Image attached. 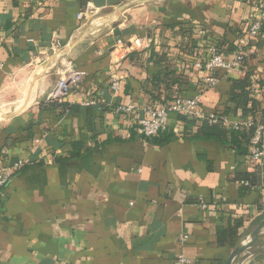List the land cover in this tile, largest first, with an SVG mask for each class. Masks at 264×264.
<instances>
[{"label": "crops", "instance_id": "crops-1", "mask_svg": "<svg viewBox=\"0 0 264 264\" xmlns=\"http://www.w3.org/2000/svg\"><path fill=\"white\" fill-rule=\"evenodd\" d=\"M259 1L0 0V165L34 163L0 190V264H225L264 221V159L201 138L177 115L165 144L135 130L142 109L175 97L200 96L202 113H222L232 81L246 75L256 117L264 112V28L241 67H195L211 46L233 60ZM132 37L148 46L113 48ZM69 66L86 74L82 83L48 102ZM255 171L261 184L243 190L237 176ZM236 226L235 240L218 244L217 232ZM235 264H264V232Z\"/></svg>", "mask_w": 264, "mask_h": 264}, {"label": "built area", "instance_id": "built-area-1", "mask_svg": "<svg viewBox=\"0 0 264 264\" xmlns=\"http://www.w3.org/2000/svg\"><path fill=\"white\" fill-rule=\"evenodd\" d=\"M88 12L94 11L88 7ZM264 28V1H259L255 7V16L249 22L246 31L239 37L237 42L234 58L231 62L226 63L219 50L216 47H209L207 49V57L203 63H195V67L203 68L207 72H214L217 69H234L239 68L246 58V48L254 41ZM148 46V40L132 37L126 42L121 39H115L113 48L125 50L126 53L131 50L139 51L144 50ZM125 58V55H118L116 65L110 69V89L116 93L120 89L121 77L114 71V67L119 66ZM3 68V63L0 61V70ZM86 74L82 71L73 70L71 66L67 67L60 73L59 78L55 85L52 87L47 96L50 103H62L72 90L80 83H82ZM207 83L212 86L216 83L213 77L207 78ZM94 101L83 103L84 106L94 105ZM200 96L175 97L169 103L160 108L146 107L142 109V118L138 121L135 130L139 138L150 140L157 138L160 133L167 129L168 120L171 115L186 116L194 121H204L208 125H215L222 122L224 125L229 126L232 130H238L240 127L250 128L254 127V134L250 140L249 154L254 162H261L264 159V126L259 123H254L248 118H231L219 117L216 114H204L199 110ZM134 108L132 106L118 107L119 112H130ZM34 163L30 160H15L8 165H0V190L3 189L10 180L19 172L24 169L30 168ZM243 186H249L247 182H241ZM264 200V199H263ZM264 202V201H263ZM202 209H205V204H201ZM180 243L187 241V236H180L178 238ZM174 264H190V260L184 256H178Z\"/></svg>", "mask_w": 264, "mask_h": 264}, {"label": "trees", "instance_id": "trees-1", "mask_svg": "<svg viewBox=\"0 0 264 264\" xmlns=\"http://www.w3.org/2000/svg\"><path fill=\"white\" fill-rule=\"evenodd\" d=\"M158 58L160 61H162L164 56L162 55ZM169 83H171L170 85L172 87L178 84V82L175 80L170 81ZM252 92V87L249 85V78L247 75L242 80L232 81L228 93V105L222 113H216V115H218L219 117L226 116L249 118L255 124L259 123L260 125L264 126V112H261V114L256 117V110L259 104L255 99L251 97ZM179 119L183 122L185 129L197 127L201 138L212 139L222 143H226L227 145H230L236 153L243 155L248 154L250 140L254 134V127H240L238 130H232L229 126L224 125L222 122H219L215 125H208L204 121L202 122L188 120L187 118H185V116H179ZM173 138L176 137L172 133H169L165 130L164 132L160 133L157 138L151 139L150 142H152L153 144H165ZM79 149L80 147L74 146V156L78 155ZM237 179L239 182H247L249 184V186H244L242 188L245 191L256 188L261 184L258 171H255L253 174L243 177L237 176ZM238 226H236L235 229L228 230L227 232L218 231V244L222 245L225 243L226 235L229 237V239H234L237 234L236 230ZM235 244L236 243H232L231 247L234 248L236 246Z\"/></svg>", "mask_w": 264, "mask_h": 264}, {"label": "water", "instance_id": "water-1", "mask_svg": "<svg viewBox=\"0 0 264 264\" xmlns=\"http://www.w3.org/2000/svg\"><path fill=\"white\" fill-rule=\"evenodd\" d=\"M263 232H264V221H262L257 225V227L250 234L249 239L247 241H245L239 247H237L232 251L225 264H235L236 260L241 255H243L244 253L248 252L250 249L256 246L257 238ZM259 253H263V251L259 250Z\"/></svg>", "mask_w": 264, "mask_h": 264}, {"label": "bare ground", "instance_id": "bare-ground-1", "mask_svg": "<svg viewBox=\"0 0 264 264\" xmlns=\"http://www.w3.org/2000/svg\"><path fill=\"white\" fill-rule=\"evenodd\" d=\"M30 99V98H29ZM20 102V101H19ZM22 102V101H21ZM27 105V104H26ZM8 108V107H7ZM19 108V107H18ZM2 110V109H1ZM6 110V109H5ZM4 111V110H3ZM17 111V110H16ZM0 117H1V115H0Z\"/></svg>", "mask_w": 264, "mask_h": 264}]
</instances>
